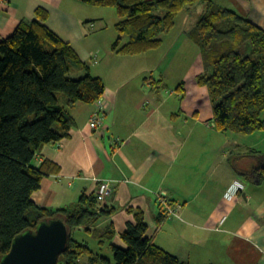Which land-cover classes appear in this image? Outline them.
<instances>
[{
  "label": "crops",
  "instance_id": "crops-1",
  "mask_svg": "<svg viewBox=\"0 0 264 264\" xmlns=\"http://www.w3.org/2000/svg\"><path fill=\"white\" fill-rule=\"evenodd\" d=\"M212 1L264 27V0ZM197 5L200 13L191 28L204 13V5ZM37 8L47 12V28L84 64L72 63L69 77L88 71L101 78L105 106L97 129L89 126L94 102L66 108L73 120L69 136L44 145L33 162L38 166L48 159L59 166L57 173L42 178L32 194L35 204L66 207L109 180L111 192L103 207L115 209L106 218L115 228L113 244L125 247L120 234L133 221L127 211L131 206L145 212L146 234L153 243L188 264H264V177L258 175L264 171V129L225 134L197 109L187 116L181 99L166 90L162 96L165 76L162 71L153 76L150 51H111L117 19L105 7L79 0H0V39L35 19ZM175 92L185 96L184 82ZM237 183L242 188L233 194ZM161 189L168 191L179 218L156 220L161 209L155 192ZM80 240L105 253L87 234Z\"/></svg>",
  "mask_w": 264,
  "mask_h": 264
},
{
  "label": "trees",
  "instance_id": "trees-1",
  "mask_svg": "<svg viewBox=\"0 0 264 264\" xmlns=\"http://www.w3.org/2000/svg\"><path fill=\"white\" fill-rule=\"evenodd\" d=\"M113 7L117 35L110 45L116 54L137 55L158 48L176 16L199 3L204 13L186 36L201 51L204 73L196 83L207 88L212 122L225 134L250 135L264 129V27L212 0H79ZM47 12L21 22L0 39V258L14 237L32 230L45 218H60L70 228L66 250L56 264H188L153 243L147 236L145 212L129 206L133 221L120 234L125 247L115 245V228L96 192H83L77 201L60 208L35 204L32 194L44 176L59 166L44 159L33 164L44 145L69 136L73 120L66 108L93 103L103 96L101 78L88 71L71 78L70 65L84 64L71 46L44 24ZM60 98L65 101L62 105ZM264 177V171L258 173ZM157 221L166 220L159 203ZM81 230L109 253L96 252L86 241L76 240Z\"/></svg>",
  "mask_w": 264,
  "mask_h": 264
},
{
  "label": "rangeland",
  "instance_id": "rangeland-1",
  "mask_svg": "<svg viewBox=\"0 0 264 264\" xmlns=\"http://www.w3.org/2000/svg\"><path fill=\"white\" fill-rule=\"evenodd\" d=\"M197 6L191 7V11L183 9L176 16L172 29L161 35V45L148 53V61L150 65H153V76L157 77V73L161 71L165 76L167 87L161 90L162 96L166 94L174 100L181 99V107L187 116H191L194 110L197 109L201 117L209 118L210 121V117L212 119V105L207 88L196 83L197 76L210 71L204 69L201 51L198 46L186 36V32L198 17L197 13H200V9ZM105 8L115 14L117 19V14L113 7ZM105 17L111 18L107 14ZM181 82H184L186 88L185 96L175 92V87ZM167 203L173 205L169 199ZM84 235L85 233L82 231L72 232V236L76 240H80ZM104 249L105 253H109V251H106L107 247Z\"/></svg>",
  "mask_w": 264,
  "mask_h": 264
},
{
  "label": "water",
  "instance_id": "water-1",
  "mask_svg": "<svg viewBox=\"0 0 264 264\" xmlns=\"http://www.w3.org/2000/svg\"><path fill=\"white\" fill-rule=\"evenodd\" d=\"M70 228L60 218H45L17 234L0 264H56L68 247Z\"/></svg>",
  "mask_w": 264,
  "mask_h": 264
},
{
  "label": "built area",
  "instance_id": "built-area-1",
  "mask_svg": "<svg viewBox=\"0 0 264 264\" xmlns=\"http://www.w3.org/2000/svg\"><path fill=\"white\" fill-rule=\"evenodd\" d=\"M94 103L96 105V109L89 118V126L92 129H97L101 125L102 120H103L105 100L102 96L99 99H97ZM241 185L242 184L237 183V185L233 186V190H232L233 194H236L239 191V189L242 188ZM110 192H111V188H110L109 180H102L98 182V188L96 191L98 200H100L101 202H104L107 195L110 194ZM155 195L159 203H161L164 208L166 219L180 217L178 208H176V206L174 205H169L167 203L169 199L168 191L161 189V190H158L155 193Z\"/></svg>",
  "mask_w": 264,
  "mask_h": 264
}]
</instances>
